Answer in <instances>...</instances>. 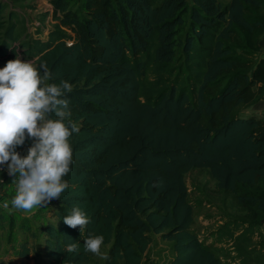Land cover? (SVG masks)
<instances>
[{
    "label": "trees",
    "instance_id": "obj_1",
    "mask_svg": "<svg viewBox=\"0 0 264 264\" xmlns=\"http://www.w3.org/2000/svg\"><path fill=\"white\" fill-rule=\"evenodd\" d=\"M52 1L72 35L41 44L34 63L52 73L45 83L72 85L66 95L79 132L70 138V187L44 225L39 264H141L152 234L172 242L168 264H223L191 228L185 175L205 169L218 189L264 211V117L236 114L255 87L264 93V56H248L264 35V0ZM204 38L213 44L193 98L171 86L153 103L140 99L138 69L126 55L154 42L156 62L189 61ZM242 186L261 190L250 195ZM73 206L90 219L81 233L63 221ZM89 233L103 235L107 260L84 251ZM72 242L79 251L64 252Z\"/></svg>",
    "mask_w": 264,
    "mask_h": 264
},
{
    "label": "rangeland",
    "instance_id": "obj_2",
    "mask_svg": "<svg viewBox=\"0 0 264 264\" xmlns=\"http://www.w3.org/2000/svg\"><path fill=\"white\" fill-rule=\"evenodd\" d=\"M80 1L68 0V5L77 7ZM219 1L226 5L229 0ZM20 3L12 4L9 9L13 16L9 17L8 6L3 5L0 11V67H4L17 54L23 60L35 61L41 44L72 35L69 30L59 26L55 19L59 13L53 14L52 0H22ZM212 44L213 39L204 38L194 45L189 61L177 59L167 64L154 60V42L152 48L144 54L137 57L126 55V59L138 69L140 99L153 103L171 86H175L177 92L185 89L189 97L193 98ZM248 56L253 60L264 56V35L257 41L253 54ZM254 90L257 92L256 98L240 105L237 115L264 117V93L259 87ZM185 182L193 204L194 221L191 228L204 244L217 241L218 249L214 251L220 255L223 264H264V227L260 228L259 223L264 220V211L248 202L238 203L218 189L216 181L210 178L205 169H192L186 173ZM260 190L243 186L240 188L242 193L250 195H256ZM170 246L169 242L152 234L148 257L159 255L160 250ZM107 247L104 246L102 250ZM97 260L101 263L102 258L98 257Z\"/></svg>",
    "mask_w": 264,
    "mask_h": 264
},
{
    "label": "clouds",
    "instance_id": "obj_3",
    "mask_svg": "<svg viewBox=\"0 0 264 264\" xmlns=\"http://www.w3.org/2000/svg\"><path fill=\"white\" fill-rule=\"evenodd\" d=\"M52 78L46 65L37 66L18 54L0 67V171L13 176L15 185L10 202H3L5 210L31 213L59 200L70 187L64 177L73 162L70 138L78 134L79 127L70 119L66 94L72 85L66 80L45 83ZM26 139L31 144L22 156L17 148ZM63 221L72 229L78 227L80 233L90 223L78 206H73ZM103 243V235L89 233L83 239L84 251L107 260V254L101 252ZM63 251L77 253L79 243H68Z\"/></svg>",
    "mask_w": 264,
    "mask_h": 264
},
{
    "label": "crops",
    "instance_id": "obj_4",
    "mask_svg": "<svg viewBox=\"0 0 264 264\" xmlns=\"http://www.w3.org/2000/svg\"><path fill=\"white\" fill-rule=\"evenodd\" d=\"M2 2L5 6H8V12H12V10H9L13 6L12 4L18 3V5H21L20 2L22 0H2ZM30 144L31 140L26 139L25 144L18 147L17 151L22 156L26 155ZM13 179L14 177L7 179L4 183H0V264H39L45 259L43 256V241L45 238L43 228L47 221L54 222L52 209L55 200H52L47 207L36 208L31 213H26L22 210H5L2 206L3 202L5 200L10 202L14 195L15 185ZM9 208H11V204H9ZM262 227H264V223L261 224L260 228ZM158 236L160 237V235ZM163 241L169 242L172 246L171 241L165 239ZM23 243L26 244L25 251L28 252V257H21L19 255ZM151 244L152 241L143 254L141 264H168L174 257L171 246V248H166L170 253L163 248L162 250L159 249L161 251V253L159 251V255L153 256V254L148 257L147 253ZM205 244L211 246L213 251L215 248L218 249L217 241L213 244ZM218 257L221 259L220 255Z\"/></svg>",
    "mask_w": 264,
    "mask_h": 264
},
{
    "label": "built area",
    "instance_id": "obj_5",
    "mask_svg": "<svg viewBox=\"0 0 264 264\" xmlns=\"http://www.w3.org/2000/svg\"><path fill=\"white\" fill-rule=\"evenodd\" d=\"M70 43V41H68ZM13 176H9L7 171H0V183H4L7 179L12 178Z\"/></svg>",
    "mask_w": 264,
    "mask_h": 264
}]
</instances>
